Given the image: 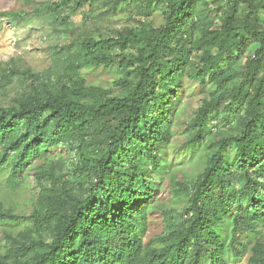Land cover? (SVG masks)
Listing matches in <instances>:
<instances>
[{"label": "trees", "instance_id": "1", "mask_svg": "<svg viewBox=\"0 0 264 264\" xmlns=\"http://www.w3.org/2000/svg\"><path fill=\"white\" fill-rule=\"evenodd\" d=\"M98 1L65 0L45 11L68 26L69 12ZM137 1L116 0L114 7ZM140 1L145 18L163 6L165 24L158 29L144 24L107 39L85 37L75 40L69 52L87 65L119 69L126 77L116 83L120 95L94 94L89 103L88 96L64 92L18 108L0 107V180L18 186L38 163L42 188V207L30 217V231L14 242L13 227L5 229L13 240L2 246L0 264H229L249 254V264H264L259 238L264 229V1L231 0L223 29L204 40L207 51L193 76L202 89L207 80L220 82L225 59L244 52L254 40L260 47L229 95L232 110L224 118L240 112L236 127L219 140H208L207 168L157 245L144 242L146 202L157 191L149 177L161 169L170 138L165 103L182 87L190 59L200 50L198 1ZM6 16L24 20L21 14ZM221 113L219 100L203 102L191 124L194 144L206 143ZM57 146L77 147L72 175L85 190L76 192L66 182L72 176L40 165ZM7 224L18 226L20 219L0 211V226Z\"/></svg>", "mask_w": 264, "mask_h": 264}, {"label": "rangeland", "instance_id": "2", "mask_svg": "<svg viewBox=\"0 0 264 264\" xmlns=\"http://www.w3.org/2000/svg\"><path fill=\"white\" fill-rule=\"evenodd\" d=\"M65 0H0V107L18 108L26 103L43 100L58 93L88 96H118L122 91L116 86L126 79L117 68L87 65L79 61L71 50L75 40L85 37L107 39L140 29L144 24L160 28L165 24L166 9L159 6L150 16H144V3L138 0L128 8H115L116 0H99L93 6L86 5L78 13L71 15L68 26H62L45 8ZM196 40L199 49L191 57V63L184 74L182 87L176 95H171L165 103L168 107L164 120L169 129V141L163 147L161 169L154 171L149 179L156 187L155 198L146 202L148 209V228L144 237L146 245H157L159 238L168 230L171 217L178 220L187 204L189 190L197 177L208 164V140L213 136L220 139L222 133L231 132L237 125L240 112L224 118L228 107L229 95L238 87L245 73V66L251 60L260 44L256 40L248 44L244 52L225 59L224 74L220 82L208 81L205 88L194 80L195 68L201 67L206 54L204 40L210 33L221 31L224 21L231 10V0H197ZM254 1V0H249ZM260 1V0H256ZM264 1V0H263ZM247 12V11H246ZM245 12V13H246ZM255 13L254 10H251ZM21 14L24 20H15L8 14ZM69 14L65 13L64 16ZM256 15V14H255ZM264 26V22H261ZM9 78L13 83L7 85ZM224 82V83H223ZM206 100H219L222 113L211 124L212 135L204 144H194L195 133L191 124ZM77 147L57 146L47 154L49 159L40 160L45 167H53L60 175L68 177L67 185L76 192L85 190L83 181L76 179L72 171L77 164ZM236 158L235 153L231 152ZM47 163V164H46ZM150 165V162H146ZM36 164L28 169L20 185H5L0 180V211L14 214L20 219L18 226H0V252L6 242L19 240L20 233L30 231V217L41 207L42 188L36 178ZM8 173H6V178ZM176 220V221H177ZM12 229V240L8 239L5 229ZM17 235H19L17 237ZM264 243V229L259 236ZM250 254L243 260L229 264H249Z\"/></svg>", "mask_w": 264, "mask_h": 264}]
</instances>
